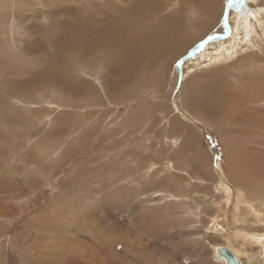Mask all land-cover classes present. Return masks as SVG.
Returning a JSON list of instances; mask_svg holds the SVG:
<instances>
[{"label": "rangeland", "instance_id": "1", "mask_svg": "<svg viewBox=\"0 0 264 264\" xmlns=\"http://www.w3.org/2000/svg\"><path fill=\"white\" fill-rule=\"evenodd\" d=\"M237 8L0 0V264H264V43L223 54Z\"/></svg>", "mask_w": 264, "mask_h": 264}, {"label": "bare ground", "instance_id": "2", "mask_svg": "<svg viewBox=\"0 0 264 264\" xmlns=\"http://www.w3.org/2000/svg\"><path fill=\"white\" fill-rule=\"evenodd\" d=\"M249 2L248 1H244V0H238V12L237 13H235L234 12V14L232 15V17H234V15L236 14L237 15V19L235 18V19H233L232 20V18H231V20L235 23V27L233 28V33H234V35H235V33H236V37H234V38H237L238 36L240 37H243V40H242V42H239V41H236L235 39L234 40H229V42H227V44H228V46H229V49L227 50V52H223V54H228V56L227 57H231V58H233V59H240V61H242V62H244V61H247V63L248 62H251V60H253L254 58H253V54L252 55H250L249 56V59L248 60H246V59H241V58H239V56L241 55V54H244V52H246V53H249L250 51H251V48H253V47H256V46H262V44L264 43V42H262V41H264V18H263V16L261 15V11L262 10H258L259 12H257L256 11V9L254 10L253 8H249ZM144 6V5H143ZM150 6V5H149ZM144 8V7H143ZM145 8H146V6H145ZM143 10H145V9H143ZM195 10V9H194ZM180 23V22H179ZM178 22H176V25H178L179 24ZM236 28V29H235ZM179 31V30H178ZM175 32V31H174ZM176 34H177V32H175ZM179 33V32H178ZM187 33V32H186ZM173 34V33H172ZM99 36V35H98ZM183 36V35H182ZM187 36V35H186ZM257 37V39L255 40L254 38H252V37ZM188 38H189V36H188ZM105 39H106V37H105ZM112 39H113V37H112ZM186 39V38H185ZM107 40V39H106ZM246 40V41H245ZM96 41V40H95ZM94 41V42H95ZM154 42V41H153ZM249 43V44H246V45H244L243 43ZM229 43H233V44H229ZM260 44V45H259ZM154 48V47H153ZM245 48H248L247 49V51H245L244 49ZM259 48V47H258ZM263 48V47H262ZM255 49V48H254ZM264 49V48H263ZM206 51V50H205ZM199 52V51H198ZM201 52V51H200ZM255 52V51H254ZM195 53V52H194ZM264 53V52H263ZM257 54V53H256ZM259 56V55H258ZM238 62H239V60H238ZM246 64V63H245ZM246 65H248V64H246ZM251 65H255V64H251ZM183 66V65H182ZM244 67V66H243ZM251 69V68H250ZM260 89H257V91H259ZM256 91V93H258ZM189 117V116H188ZM187 116H185V119H187L188 118ZM178 129H179V126H178ZM189 139V138H188ZM258 168V167H257ZM264 168V167H263ZM222 172V171H221ZM250 173H248L247 172V175H249ZM224 180V179H223ZM225 186H223V187H225V189H224V191H225V193L227 194V196H229V198H227V200L228 201H230V203H232L231 201V199L234 197V196H232V198L230 199V195H231V187H229V185H227L226 183L224 184ZM236 189V188H235ZM235 191V190H234ZM233 191V192H234ZM237 191V190H236ZM237 193H238V191H237ZM235 194V193H234ZM234 194H232V195H234ZM236 199L237 200H240L241 202H242V204H243V201H244V199H243V197L241 196V194L240 193H238V194H236ZM240 202V203H241ZM237 204H238V202L236 203V202H234L233 203V208H237L236 206H237ZM249 207H250V211H251V209H252V214L255 216V218L257 217L258 218V220H260L261 218L262 219H264V216H263V213L261 212H256L255 210L257 209V208H255V206L253 205V204H249ZM240 208V207H239ZM242 208V207H241ZM247 209V208H246ZM251 215V214H250ZM233 215H231V217H232ZM253 216V217H254ZM236 217H238V215L236 216ZM256 218V219H257ZM261 219V220H262ZM220 220V219H219ZM258 220L256 221V223H258ZM260 220V221H261ZM259 221V222H260ZM220 223V222H219ZM222 223V222H221ZM233 222L231 221L230 223H229V225L230 226H233V224H232ZM224 223H222L221 225H223ZM225 224H226V222H225ZM264 224V223H263ZM254 226V225H253ZM256 226V225H255ZM254 226V227H255ZM248 228H249V233H245V234H243V236H242V238L244 239V238H247V241H249V243L250 244H253V243H256V244H258V245H262V244H264V232H261V231H264V228L263 227H261V229L257 232L256 230H252L251 228H253V227H248L247 225H244L243 226V228H242V230L243 231H247L248 230ZM238 231H239V229H238ZM248 232V231H247ZM239 233H241V232H238V235H237V237L238 238H241L240 236L241 235H239ZM236 237V236H235ZM230 250L233 252V253H235V255L238 257V258H240L242 255H246L247 253L246 252H242V251H240V250H238V249H235V248H230ZM224 263H225V261H223ZM241 263V262H240ZM226 264V263H225Z\"/></svg>", "mask_w": 264, "mask_h": 264}, {"label": "water", "instance_id": "3", "mask_svg": "<svg viewBox=\"0 0 264 264\" xmlns=\"http://www.w3.org/2000/svg\"><path fill=\"white\" fill-rule=\"evenodd\" d=\"M189 119V118H188ZM190 120V119H189ZM191 123L194 125L204 129L201 125L194 123L193 121L190 120ZM206 131V130H204ZM216 260L217 261H225L227 264H240L239 258L229 249L221 248L216 250Z\"/></svg>", "mask_w": 264, "mask_h": 264}]
</instances>
